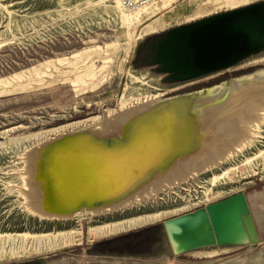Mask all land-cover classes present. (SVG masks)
Returning a JSON list of instances; mask_svg holds the SVG:
<instances>
[{"label": "rangeland", "instance_id": "374dc122", "mask_svg": "<svg viewBox=\"0 0 264 264\" xmlns=\"http://www.w3.org/2000/svg\"><path fill=\"white\" fill-rule=\"evenodd\" d=\"M206 1L159 0L163 9L155 5L139 21L125 24L113 0H0V235L68 237L67 243L54 245V249L45 247L15 257L9 256L10 251L19 243L20 248L22 240L14 245L1 242L0 248L6 251L0 253L6 257L0 264H264V154H258L264 150L262 119L250 121L261 122L262 134L251 146L188 180L143 194L141 203L96 216L88 212L59 220L39 216L27 198L30 156L44 142L79 127L103 125L119 111L153 96L170 98L231 87L233 82L264 72V53L231 68L225 76L214 75L188 85L166 84L153 68L135 67L137 51L150 37L263 0H240L199 11ZM151 25L157 29L148 28ZM252 124L241 125L247 136L257 133ZM228 140L224 137L222 142L228 144ZM224 172L229 175L218 178L214 185L210 182ZM239 193L247 196L257 244L174 257L164 221ZM148 215L160 219L124 226L128 220ZM151 225L159 226L162 251L144 247L120 254L94 248L97 242ZM110 226L116 229L96 234Z\"/></svg>", "mask_w": 264, "mask_h": 264}, {"label": "bare ground", "instance_id": "6f19581e", "mask_svg": "<svg viewBox=\"0 0 264 264\" xmlns=\"http://www.w3.org/2000/svg\"><path fill=\"white\" fill-rule=\"evenodd\" d=\"M113 1L125 24L139 21L142 13L155 6L126 14L120 1ZM239 1L207 0L198 10L211 11ZM156 5L158 10L164 7L161 2ZM148 28L157 29L152 25ZM260 119L263 124L264 72L233 82L231 87L224 85L170 98L153 96L119 111L103 125L79 127L41 144L30 156L27 198L39 216L59 220L88 212L96 216L141 203L143 194L188 180L191 175L225 163L245 146H251L262 134L261 122L250 121ZM245 122L251 123L257 133L247 136L241 127ZM224 137H229L228 144L222 142ZM258 154H264V150ZM225 175L229 173L215 175L210 182L214 185ZM158 219L156 215L138 216L124 226ZM113 227L96 234H105ZM52 236L3 234L0 243L14 245L22 240L20 248V243L11 247L10 257L67 243L65 234ZM3 257L6 256L0 253V260Z\"/></svg>", "mask_w": 264, "mask_h": 264}, {"label": "flooded vegetation", "instance_id": "af4514ba", "mask_svg": "<svg viewBox=\"0 0 264 264\" xmlns=\"http://www.w3.org/2000/svg\"><path fill=\"white\" fill-rule=\"evenodd\" d=\"M173 31H178L176 36L190 37L192 62L187 63V57L181 59V54L177 53L179 61L185 63L174 71H168V60L162 47ZM263 53L264 0L150 37L138 49L134 65L142 69L153 68L155 73L163 76L166 84L188 85L214 75L225 76L231 68Z\"/></svg>", "mask_w": 264, "mask_h": 264}, {"label": "water", "instance_id": "95a60500", "mask_svg": "<svg viewBox=\"0 0 264 264\" xmlns=\"http://www.w3.org/2000/svg\"><path fill=\"white\" fill-rule=\"evenodd\" d=\"M177 32L173 31L162 47L165 59L168 60L166 61L168 71L182 67L185 63L180 62L183 56L187 57V63L192 62L190 37L176 36ZM177 53L181 54V59L178 58ZM170 152L171 149L167 155ZM163 226L174 257L201 249L243 246L247 242L257 244L259 241L247 196L244 193L168 219L163 222Z\"/></svg>", "mask_w": 264, "mask_h": 264}, {"label": "trees", "instance_id": "16d2710c", "mask_svg": "<svg viewBox=\"0 0 264 264\" xmlns=\"http://www.w3.org/2000/svg\"><path fill=\"white\" fill-rule=\"evenodd\" d=\"M159 226L151 225L111 239L95 243L94 248L101 252L112 251L120 254L133 253L141 248L156 247L160 251Z\"/></svg>", "mask_w": 264, "mask_h": 264}, {"label": "built area", "instance_id": "2783aa9c", "mask_svg": "<svg viewBox=\"0 0 264 264\" xmlns=\"http://www.w3.org/2000/svg\"><path fill=\"white\" fill-rule=\"evenodd\" d=\"M121 7L128 13H135L143 8L156 5L159 0H119Z\"/></svg>", "mask_w": 264, "mask_h": 264}]
</instances>
